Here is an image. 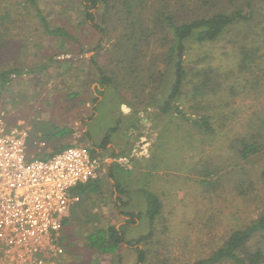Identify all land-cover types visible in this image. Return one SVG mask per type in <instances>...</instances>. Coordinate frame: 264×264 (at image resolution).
<instances>
[{"label": "rangeland", "instance_id": "374dc122", "mask_svg": "<svg viewBox=\"0 0 264 264\" xmlns=\"http://www.w3.org/2000/svg\"><path fill=\"white\" fill-rule=\"evenodd\" d=\"M39 3L54 24L67 26L75 34L82 31L83 50L69 51L64 41L45 33L22 0H0V7L14 5L11 20H3V9L0 10L3 30L0 68L49 64L41 72L15 79L0 91V119L8 127L26 129L28 135L36 126H67L72 133L51 145L72 143L97 148V154L107 160L106 171L101 176V193L82 199L72 208L68 216L71 219L61 231L59 244L64 252L52 257V264H135V247L124 244L116 253L104 255L88 248L85 236L108 222L123 226L129 240L147 234V217L130 222L122 213L145 211V200L140 193L144 186L156 191L163 202L144 264H185L206 257L225 242L234 228L259 216L264 208L261 177L264 150L244 162L229 146L233 136L251 132L257 117H264V50L260 52L263 57L258 60L259 68L251 74L241 71L239 66V47L247 44L243 41L248 33L247 25L232 27L214 42L188 44L187 65L211 67L223 83L219 93L204 99L217 127L215 136H206L176 114H152L159 109L157 105L149 106L148 98L166 95L173 80L172 71L166 76L162 74L165 65L159 60L153 65V60H142L139 66L138 73L151 75L152 80L140 91L146 105H134L124 87L121 91L104 88L97 91L99 84L90 58L95 54L100 35L81 20L85 8L80 0H39ZM258 7L259 22H250L256 35L248 36V40L250 44L264 46V6ZM113 41L114 37L102 41L103 52ZM154 79L163 81L162 85L154 83ZM192 105V100L185 99V112L192 113ZM110 128H116L110 133L111 143L101 147ZM38 144L37 152L52 150L44 140ZM113 152L116 157L111 156ZM123 154L133 155L132 168H122L113 160ZM108 159L113 160V171L124 189L122 193H118L110 175ZM203 161L219 166L213 177L222 178L215 186L205 187L194 171ZM0 264H13L1 247Z\"/></svg>", "mask_w": 264, "mask_h": 264}, {"label": "trees", "instance_id": "16d2710c", "mask_svg": "<svg viewBox=\"0 0 264 264\" xmlns=\"http://www.w3.org/2000/svg\"><path fill=\"white\" fill-rule=\"evenodd\" d=\"M22 2L24 7L31 11L33 18L42 24L45 33L64 41L69 51L83 50L82 31L75 34L67 26L54 24L44 13L39 0H22ZM80 3L85 8L81 20L89 25L90 30H95L100 35L98 46L94 48L95 54L90 58L99 84L96 90L101 91V88H104L121 91L124 87L130 92L134 105H146L145 97L140 91L152 80L151 77L149 78L151 75L144 76L138 73L139 66L142 60H153L152 65L154 61L159 60L165 65L162 74L166 76L172 71L173 80L166 95L160 98L156 96L148 98L151 101L149 106L157 105L159 109L152 114H176L202 135L215 136L217 133L213 114L204 99L210 94L219 93L223 83L211 67L197 68L187 65L185 56L188 53L189 42H214L232 27L245 24L249 29L243 39L247 44L242 43L239 47L241 71L251 74L253 69L259 68L258 60L263 57L260 52L264 50V46L250 44L248 36L256 35V30L250 22L257 20V16L261 13L258 5L264 6V0H80ZM13 6L1 5L3 20L13 18ZM2 31L0 29V32ZM112 37L114 41L111 47L103 52L105 46L102 45V41L105 38L111 40ZM53 59L51 57L50 60L54 61ZM48 67L49 64L31 68L20 66L0 68V91L6 89L17 78L41 72ZM153 82L159 86L163 83L158 79H154ZM189 95L190 98H187ZM185 99L192 100L193 114L185 112L183 107ZM220 121L223 125L224 122ZM115 130L116 128L109 129L101 147H107L111 143L110 133ZM71 133V128L67 126L60 127L55 124L36 126L28 135L27 151L31 155L36 151L35 157L52 156L73 146L72 143L51 145L53 141L57 142L58 139ZM40 140L49 143L52 150L37 152ZM229 146L244 162L260 154L264 150V117L261 115L257 117L251 132L233 136L229 140ZM92 153H97V148H92ZM111 156L117 155L113 152ZM218 167L209 161H203L200 167L194 168V171L201 178L202 184L209 187L215 186L222 178L220 176L216 180L213 177L214 173H218ZM110 175L115 180L118 193H122L124 189L113 171V164L110 167ZM245 175L248 177L247 174ZM261 177L264 185V168ZM102 187V177L78 185L74 192L80 196V201L75 206L80 204L82 199L87 200L94 194H100ZM140 193L145 200V211L122 213L129 217L130 222H134L135 218L147 217L149 232L129 240L123 226L117 227L115 223L108 222L103 226L98 225L94 231L86 234L85 244L88 248L109 255L116 253L121 246L127 244L136 249L135 264H144L148 260L150 252L148 246L155 236L157 223L163 211V202L156 191L146 186L140 188ZM70 219V217L65 218L62 232ZM185 264H264V208L256 219L234 228L225 242L209 255Z\"/></svg>", "mask_w": 264, "mask_h": 264}, {"label": "built area", "instance_id": "2783aa9c", "mask_svg": "<svg viewBox=\"0 0 264 264\" xmlns=\"http://www.w3.org/2000/svg\"><path fill=\"white\" fill-rule=\"evenodd\" d=\"M28 131L0 119V247L13 264H52L64 252L62 226L80 201L74 189L106 171V159L74 145L52 156H31ZM114 161L130 169L133 155Z\"/></svg>", "mask_w": 264, "mask_h": 264}, {"label": "crops", "instance_id": "0c3cea01", "mask_svg": "<svg viewBox=\"0 0 264 264\" xmlns=\"http://www.w3.org/2000/svg\"><path fill=\"white\" fill-rule=\"evenodd\" d=\"M114 160V159H113ZM113 160H111V159H108V161H109V168L111 167V161H113Z\"/></svg>", "mask_w": 264, "mask_h": 264}]
</instances>
